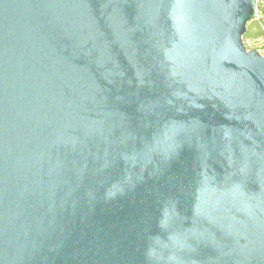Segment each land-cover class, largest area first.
<instances>
[{
	"label": "water",
	"instance_id": "95a60500",
	"mask_svg": "<svg viewBox=\"0 0 264 264\" xmlns=\"http://www.w3.org/2000/svg\"><path fill=\"white\" fill-rule=\"evenodd\" d=\"M256 0H0V264H264Z\"/></svg>",
	"mask_w": 264,
	"mask_h": 264
},
{
	"label": "built area",
	"instance_id": "2783aa9c",
	"mask_svg": "<svg viewBox=\"0 0 264 264\" xmlns=\"http://www.w3.org/2000/svg\"><path fill=\"white\" fill-rule=\"evenodd\" d=\"M252 21H255L258 23L260 28V33L262 34V37H264V0H256V14ZM244 47L247 49L245 45L244 39H242ZM257 47L254 48L258 51V53L264 57V39L261 37L256 38Z\"/></svg>",
	"mask_w": 264,
	"mask_h": 264
},
{
	"label": "rangeland",
	"instance_id": "374dc122",
	"mask_svg": "<svg viewBox=\"0 0 264 264\" xmlns=\"http://www.w3.org/2000/svg\"><path fill=\"white\" fill-rule=\"evenodd\" d=\"M260 32L261 31L257 22L251 21L248 23L246 33L243 37L248 50H252L257 47L256 38L261 37L264 39Z\"/></svg>",
	"mask_w": 264,
	"mask_h": 264
}]
</instances>
